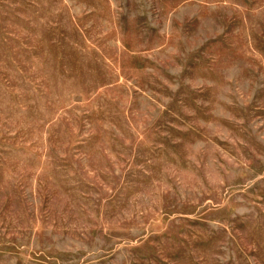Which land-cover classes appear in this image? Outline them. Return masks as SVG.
Returning a JSON list of instances; mask_svg holds the SVG:
<instances>
[{
  "label": "rangeland",
  "instance_id": "rangeland-1",
  "mask_svg": "<svg viewBox=\"0 0 264 264\" xmlns=\"http://www.w3.org/2000/svg\"><path fill=\"white\" fill-rule=\"evenodd\" d=\"M0 264H264V0H0Z\"/></svg>",
  "mask_w": 264,
  "mask_h": 264
}]
</instances>
